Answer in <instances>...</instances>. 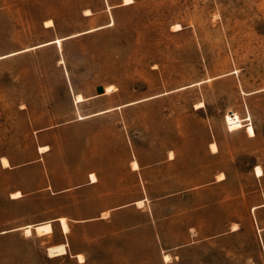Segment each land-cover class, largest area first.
<instances>
[{"label": "rangeland", "instance_id": "374dc122", "mask_svg": "<svg viewBox=\"0 0 264 264\" xmlns=\"http://www.w3.org/2000/svg\"><path fill=\"white\" fill-rule=\"evenodd\" d=\"M124 1L0 0V264H264V0Z\"/></svg>", "mask_w": 264, "mask_h": 264}, {"label": "bare ground", "instance_id": "6f19581e", "mask_svg": "<svg viewBox=\"0 0 264 264\" xmlns=\"http://www.w3.org/2000/svg\"><path fill=\"white\" fill-rule=\"evenodd\" d=\"M132 2H133V0H125L124 4H130ZM88 14H91L90 10H87V15ZM47 23H51L52 24V21L49 20ZM56 41H60V39H57ZM115 89L116 88L114 86H109V87L106 88V93L112 92ZM78 100L79 101H83L84 100V97H83L82 94L78 95ZM203 106H204V103H199L198 104L199 108L203 107ZM248 132L251 135H254V133H255L254 132V128L251 125L248 126ZM210 146H211V148H212V150L214 152L218 151V146H217V144L215 142H212ZM39 150L41 152H46V151H48V146L46 145V146L40 147ZM171 157L173 158V154H172ZM1 160L3 162L4 167H9L10 166V162H9L8 158L3 157ZM132 166H133L134 169H138L139 168V164H138L137 161H133L132 162ZM255 171H256V174L258 176H262L264 174L263 169H262V167L260 165H257L255 167ZM90 177H91L93 182L97 181L96 175L92 174ZM220 178L223 179L224 178V174L221 173V175L219 176V179ZM21 196H22L21 191H16V192H14L12 194L13 198H19ZM59 221L61 223V227H62L63 232L66 233V234L69 233L70 228H69V224L67 222V219L65 217H61V218H59ZM25 229H26V233H28V234L32 233V229H35L39 234H47L48 235L49 233L53 232V228H52V225L50 223H42V224H38V225H35V226L29 225ZM235 229H237L236 226H235ZM48 253L52 257L66 254L67 253V244L62 243V244L50 246L48 248ZM78 258H79L80 262H84L85 261L84 260V256L82 254H78Z\"/></svg>", "mask_w": 264, "mask_h": 264}, {"label": "crops", "instance_id": "0c3cea01", "mask_svg": "<svg viewBox=\"0 0 264 264\" xmlns=\"http://www.w3.org/2000/svg\"><path fill=\"white\" fill-rule=\"evenodd\" d=\"M83 118H85V117H83ZM82 118V119H83ZM79 119H80V117H79ZM209 145H211V143L209 144ZM211 148V147H210ZM3 158V157H2ZM133 161H137V160H130V162H129V164H130V168H132V170H134V171H138V170H140L141 169V167H140V164H139V162H138V164H139V168L138 169H134L133 168V166H132V162ZM2 164H3V162H2ZM4 166V165H3ZM264 171V170H263ZM92 174H94V175H96V173L95 172H91L90 174H89V181H87L85 184H82L81 186H85L86 184H88V185H94V184H96L97 182H98V178H97V181H95V182H93L92 181V179H91V175ZM256 174V173H255ZM257 176V175H256ZM264 176V174L262 175V176H257V177H263ZM96 177H97V175H96ZM220 180V179H219ZM259 208H264V202L263 203H260V204H258L257 206H254L253 207V209H259ZM91 219H94V218H91ZM262 229H264V228H262Z\"/></svg>", "mask_w": 264, "mask_h": 264}, {"label": "water", "instance_id": "95a60500", "mask_svg": "<svg viewBox=\"0 0 264 264\" xmlns=\"http://www.w3.org/2000/svg\"><path fill=\"white\" fill-rule=\"evenodd\" d=\"M87 32H90V31H87ZM106 91H105V88L103 86H98L97 87V93L98 94H104Z\"/></svg>", "mask_w": 264, "mask_h": 264}]
</instances>
